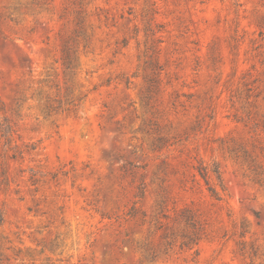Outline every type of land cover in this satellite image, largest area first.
<instances>
[{
  "label": "rangeland",
  "instance_id": "obj_1",
  "mask_svg": "<svg viewBox=\"0 0 264 264\" xmlns=\"http://www.w3.org/2000/svg\"><path fill=\"white\" fill-rule=\"evenodd\" d=\"M6 121L0 264H264V0H0Z\"/></svg>",
  "mask_w": 264,
  "mask_h": 264
},
{
  "label": "trees",
  "instance_id": "obj_2",
  "mask_svg": "<svg viewBox=\"0 0 264 264\" xmlns=\"http://www.w3.org/2000/svg\"><path fill=\"white\" fill-rule=\"evenodd\" d=\"M70 66H71V63H69L67 65L68 68H70ZM49 110L50 111L53 110V111H56V112H65V111H67V109L62 108V107H57V108H53V109L49 108ZM0 129H1L3 137L6 140V146L8 145L10 147V145L12 143V135H13L12 128L8 125V122L6 121L4 124H0ZM16 157H17L16 154H14L12 156V158H16ZM198 171H199L200 176L205 180L206 184L209 186L208 190H209L211 196L214 199L218 200V201H222L223 199H222V196H221L220 192L217 191V189H215V188H213L212 186L209 185V173H210V170L207 167H199ZM212 172L217 176L218 181H219V185L221 186L222 190L225 191V188H224V186H223V184L221 182V179H220V173H219L218 169L217 170H212ZM2 223H3V220L0 219V226L2 225ZM243 250L244 249H242V251Z\"/></svg>",
  "mask_w": 264,
  "mask_h": 264
}]
</instances>
